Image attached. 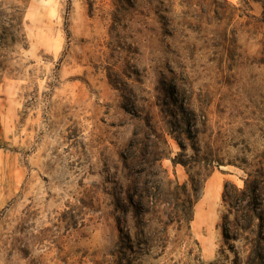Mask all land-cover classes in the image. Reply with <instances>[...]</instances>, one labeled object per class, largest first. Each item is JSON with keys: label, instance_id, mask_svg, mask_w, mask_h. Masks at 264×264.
I'll use <instances>...</instances> for the list:
<instances>
[{"label": "rangeland", "instance_id": "rangeland-1", "mask_svg": "<svg viewBox=\"0 0 264 264\" xmlns=\"http://www.w3.org/2000/svg\"><path fill=\"white\" fill-rule=\"evenodd\" d=\"M249 174L264 0H0V264H235ZM186 200L181 230L137 211Z\"/></svg>", "mask_w": 264, "mask_h": 264}, {"label": "trees", "instance_id": "trees-1", "mask_svg": "<svg viewBox=\"0 0 264 264\" xmlns=\"http://www.w3.org/2000/svg\"><path fill=\"white\" fill-rule=\"evenodd\" d=\"M215 164L221 166L219 161H213L212 166ZM194 193H197L196 187H193ZM185 195V193H183ZM142 195V194H141ZM223 201L229 209V215H234L232 229L229 221V215L226 216L223 224V235L225 240L229 243L230 248L235 252L236 246L231 242H242V251L236 252L235 264H242L240 258L241 252H247L248 235L252 230L254 221L259 219L260 226L264 223V180L257 178L256 176L249 174L245 181V187L243 189L235 188L234 193L229 191V184L225 185L223 193ZM195 204L191 200L182 202H174L167 205L164 209H160L161 206L156 204L150 208H145L142 203L137 204V211L140 214H147L148 212L157 215H163L164 220L161 217L160 223L165 226L166 232L171 227H178V230L184 227H190L194 217ZM159 240H163L164 236L160 235ZM244 264H264V245L259 243L256 248L252 250V253H247Z\"/></svg>", "mask_w": 264, "mask_h": 264}]
</instances>
